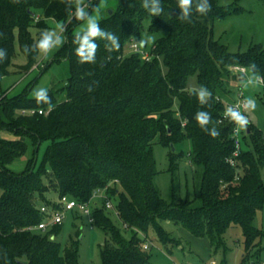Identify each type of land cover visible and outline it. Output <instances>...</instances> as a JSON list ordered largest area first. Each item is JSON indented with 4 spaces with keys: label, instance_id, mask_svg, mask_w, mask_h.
<instances>
[{
    "label": "trees",
    "instance_id": "1",
    "mask_svg": "<svg viewBox=\"0 0 264 264\" xmlns=\"http://www.w3.org/2000/svg\"><path fill=\"white\" fill-rule=\"evenodd\" d=\"M98 1L90 2L88 13ZM147 2L151 7L152 0ZM141 3L118 0L98 22L119 38L120 48L106 49L108 41L97 38L96 62L81 63L76 55L79 44L73 42L77 33L83 34L73 32L80 21L76 0H0V49L6 50L0 79L12 72V66L23 73L34 68L40 51L30 47L48 27V18L64 23L67 41L58 56L71 68L62 99L60 88L48 90L51 110L30 94L33 81L14 95L0 84V131L16 136L0 134V264H79L76 243L62 248L49 232L27 228L44 219L40 207L51 203L46 196L50 189L80 201L105 191L104 206L107 199L116 201L117 214L132 235L126 238L104 209L95 207L91 223L109 237L101 246L102 264H145L149 252L143 244L149 230L163 242H176L165 221H181L195 234L209 233L218 246L230 226L240 225L245 258L259 244L261 230L253 221L264 207V135L248 120L247 130L240 133L237 164L232 165L227 159L236 149L235 123L223 118V112L225 102L236 94L233 84L244 80L233 71L234 65L264 76V45L254 43L233 52L214 36V21L239 11L238 6L210 0L211 11L201 15L193 5L191 22H186L179 18L178 0H161L160 16L151 15ZM32 26L38 28L36 36ZM145 32H163L149 50V59L129 47L130 38L145 40ZM17 43L27 58L23 64L13 60ZM193 74L198 88L212 93L205 104L188 87ZM31 108L44 112H23ZM198 111L211 115L207 127H215L219 136L201 129L195 119ZM155 138L169 146L191 140L188 155L196 176L192 198L180 197L175 183L169 200L159 192ZM47 140L36 168L38 149ZM26 154L24 168L10 166ZM177 167L174 159L172 168Z\"/></svg>",
    "mask_w": 264,
    "mask_h": 264
},
{
    "label": "rangeland",
    "instance_id": "2",
    "mask_svg": "<svg viewBox=\"0 0 264 264\" xmlns=\"http://www.w3.org/2000/svg\"><path fill=\"white\" fill-rule=\"evenodd\" d=\"M88 1L90 0H84V3ZM117 2L118 0H99L89 14L100 21L108 10L117 5ZM219 2L225 6H238L239 11L214 21V36L217 39L224 42L229 50L233 52L245 51L254 43L264 45V0H219ZM46 22L48 27L44 29L43 33H54L53 39L60 37L62 43L53 47L46 54L39 52L36 65L28 73L20 72L15 66H12V72L0 79L2 89L8 92L9 95L20 93L29 82L33 81L31 95H34V90L39 88L47 90L60 88L59 98L62 99L65 96L64 86L70 76L71 68L68 60L58 56L67 41L64 23L54 18H48ZM85 28L86 22L80 20L73 26V32H82ZM31 31L36 36L38 28L32 26ZM162 34L163 32H145L144 39L149 40L151 38L146 43V49L151 50L156 38ZM16 50V55L13 58L14 62L17 64L25 63L27 58L20 51L18 43L16 44ZM125 52L130 53V50L126 48ZM249 77L253 79L254 75L249 73ZM239 84H233L235 92ZM188 87L198 89L195 74L188 78ZM260 91H262L261 87L255 82L245 85L246 97L248 100H255V108H249L246 116L245 114L244 116L261 129L264 135V105L259 100ZM246 128H244V131L247 130ZM0 134L6 138L16 137L13 132L5 130L0 131ZM48 144V140L41 143L38 149L36 168L40 166L43 153ZM174 147L173 149L172 146L160 142L159 138H155L153 142V153L157 166L155 184L166 200H169L172 196L173 183L177 184L180 197L189 196L192 198L195 194L194 183L196 181L195 171L192 169V163L188 155L192 149V142L190 139H185L176 143ZM171 153L174 154L175 158ZM27 156V154L23 155L10 166L16 170H21L26 165ZM174 159L178 163L176 169L172 168ZM262 171L264 173V165ZM103 192L92 198L91 206L96 202L93 209L95 207L103 208L122 229L124 236L130 238L132 232L125 229L118 214L113 209L104 206L103 197L106 196L104 195L105 191ZM46 196L51 205H59V195L54 190L47 191ZM113 201L116 203L114 199ZM253 224L261 230V236L258 238L259 244L245 258L246 239L240 225L230 226L221 235L223 245L218 246L209 233L195 234L181 221H165L166 230L171 232L172 237L176 238V242H163L153 230H149L148 241L151 242V245L147 249L149 258L145 264H211L212 260H215L218 264H264V207L258 210ZM45 232H49V237L58 241L62 248L70 247L73 243H76L79 264H102L101 246L106 239L109 240V237L102 229L91 223L89 215L79 213L76 209L67 211L60 225H56V227L51 225ZM140 235L144 237V234Z\"/></svg>",
    "mask_w": 264,
    "mask_h": 264
},
{
    "label": "clouds",
    "instance_id": "3",
    "mask_svg": "<svg viewBox=\"0 0 264 264\" xmlns=\"http://www.w3.org/2000/svg\"><path fill=\"white\" fill-rule=\"evenodd\" d=\"M84 5V6H81ZM193 5H195V11L201 15H206L211 11L212 5L210 0H178V7L180 9L179 18L186 22H191V14L193 10ZM141 6L146 9L153 16H160L163 12V7L161 5V0H152V6L149 7L147 0H142ZM89 5L84 4V0H76L75 6V16L76 19L86 22V28L83 30V34L77 33L74 43H78L79 47L76 48V55L79 57L81 63H95L96 53L98 49V44L93 42L95 39L99 38L101 40H106L108 43L105 44V48L109 50H118L120 48L119 38L111 33L101 29L98 19L86 11ZM54 33L45 32L41 34V38L38 42H35L31 47V51L39 50L42 53H48L53 47L62 43L60 37L53 39ZM134 39V38H132ZM149 40H140L138 45L143 48ZM29 50V47H25V52ZM6 50L0 49V61L5 59ZM252 70H255V65L251 66ZM259 81L260 78L256 77ZM253 80L250 78L247 83H252ZM34 96L38 103H45L50 106L51 110V99L48 95V90L45 88H39L34 90ZM193 94L196 95L200 104L206 103V97L211 98L212 93L204 86H200L198 89H193ZM243 107L247 110L249 108H255V100L249 99L244 101ZM225 118L236 124L235 131L238 133L240 130L247 127L249 121L241 114L239 111V105L227 107L224 112ZM211 115L206 111H198L195 115V119L201 129L211 135L213 138L219 136V132L215 127L209 129L207 125L210 122Z\"/></svg>",
    "mask_w": 264,
    "mask_h": 264
},
{
    "label": "built area",
    "instance_id": "4",
    "mask_svg": "<svg viewBox=\"0 0 264 264\" xmlns=\"http://www.w3.org/2000/svg\"><path fill=\"white\" fill-rule=\"evenodd\" d=\"M93 0H90L84 4L89 5L90 2ZM84 6V5H82ZM139 40L134 38H130L129 40V47L131 49V51L134 52H140L142 58L144 59H149L151 57V53L149 50H147L145 48V46L143 48H140L138 45ZM233 71L236 72L237 74H241L244 76V80L242 83H240L238 85L237 91L235 96H233V98L229 101L225 102V109L227 107H232V106H237L239 105V111L241 112L242 115H244L247 110L243 107V103L244 101L248 100L246 97V93H245V85H247V81L250 79L249 77V68L247 66H240V65H234L232 67ZM256 77H259L260 80L257 81ZM253 82L257 83L261 88L264 89V76L261 74H256L254 75V78L252 79ZM2 92L0 89V96H1ZM36 111H38L39 113L44 112V110L42 108L36 109V108H31V109H25L23 110L24 113H35ZM225 112V110H224ZM224 112H223V118H225L224 116ZM236 124L233 130V136L235 139V144H236V149L233 152V156H230L227 160L232 164V165H236L237 164V158L236 156L239 154L240 151V147H241V143H240V133L241 130L237 133L235 131L236 129ZM103 191H99L97 194H94L93 197L95 195H99V193H102ZM104 193V192H103ZM105 195V194H104ZM103 195V196H104ZM91 200L88 201H80L75 197H72L70 195L64 194L59 196V205H51L49 204H43L40 207L41 212L44 214V219H42L39 223L35 224V225H30L27 228L30 230H41V231H45L47 230L51 225H56V224H61L64 220L65 217V213L67 211L70 210H77L79 213H84L90 216V220L91 222L93 221V205L91 206ZM105 206L109 209H113V211H115L116 213H118L117 208L114 205V202L110 199H107ZM150 241H146L143 244V247L145 249L150 248ZM211 264H217V262L215 260L211 261Z\"/></svg>",
    "mask_w": 264,
    "mask_h": 264
},
{
    "label": "water",
    "instance_id": "5",
    "mask_svg": "<svg viewBox=\"0 0 264 264\" xmlns=\"http://www.w3.org/2000/svg\"><path fill=\"white\" fill-rule=\"evenodd\" d=\"M111 11H112V9L109 10V12H111ZM172 147H173V149L175 148V147H174V144H172Z\"/></svg>",
    "mask_w": 264,
    "mask_h": 264
},
{
    "label": "crops",
    "instance_id": "6",
    "mask_svg": "<svg viewBox=\"0 0 264 264\" xmlns=\"http://www.w3.org/2000/svg\"><path fill=\"white\" fill-rule=\"evenodd\" d=\"M14 138V137H13Z\"/></svg>",
    "mask_w": 264,
    "mask_h": 264
}]
</instances>
